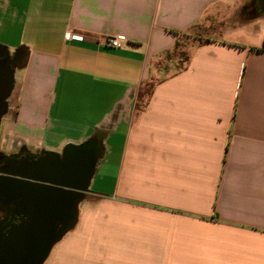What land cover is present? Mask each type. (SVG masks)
Instances as JSON below:
<instances>
[{
	"label": "crops",
	"instance_id": "obj_1",
	"mask_svg": "<svg viewBox=\"0 0 264 264\" xmlns=\"http://www.w3.org/2000/svg\"><path fill=\"white\" fill-rule=\"evenodd\" d=\"M238 1L0 0V156L89 170L41 264H264V10Z\"/></svg>",
	"mask_w": 264,
	"mask_h": 264
},
{
	"label": "water",
	"instance_id": "obj_2",
	"mask_svg": "<svg viewBox=\"0 0 264 264\" xmlns=\"http://www.w3.org/2000/svg\"><path fill=\"white\" fill-rule=\"evenodd\" d=\"M264 10V0H259ZM89 178L86 159L79 152L65 151L62 158L44 155L38 161L23 167L22 171L14 172L11 179L1 184L2 189L9 196L21 197L27 200L29 209L34 206L46 207L58 201L64 223L58 233L60 236L72 221L76 205L80 200ZM31 210V209H30ZM28 241L26 257L7 256L0 260V264H41L48 253L52 242L40 255H35L38 248L36 238Z\"/></svg>",
	"mask_w": 264,
	"mask_h": 264
},
{
	"label": "flooded vegetation",
	"instance_id": "obj_3",
	"mask_svg": "<svg viewBox=\"0 0 264 264\" xmlns=\"http://www.w3.org/2000/svg\"><path fill=\"white\" fill-rule=\"evenodd\" d=\"M261 9L260 1H250L241 10L256 14ZM262 10V9H261ZM31 162L25 157L0 156V260L7 256L26 257L28 241L36 238L38 250L35 255H40L52 242L62 229L64 219L58 201L54 206L45 208L34 206L29 209L27 200L19 196H9L2 189L1 184L11 179L14 172L22 171L23 167Z\"/></svg>",
	"mask_w": 264,
	"mask_h": 264
},
{
	"label": "built area",
	"instance_id": "obj_4",
	"mask_svg": "<svg viewBox=\"0 0 264 264\" xmlns=\"http://www.w3.org/2000/svg\"><path fill=\"white\" fill-rule=\"evenodd\" d=\"M65 38L81 40L82 36L77 35V34H72L71 32H66ZM124 41H125V38H123L122 36L112 35L104 39V45L108 48L117 49L121 47Z\"/></svg>",
	"mask_w": 264,
	"mask_h": 264
},
{
	"label": "rangeland",
	"instance_id": "obj_5",
	"mask_svg": "<svg viewBox=\"0 0 264 264\" xmlns=\"http://www.w3.org/2000/svg\"><path fill=\"white\" fill-rule=\"evenodd\" d=\"M239 3L241 2V0H239L238 1ZM247 5V1H245V2H243V3H241L240 4V9H242L243 7H245ZM234 6H236V5H233V6H229V7H227L226 9H233L234 8ZM231 7V8H230ZM219 34V33H218ZM218 34L216 33L215 35H217L218 36Z\"/></svg>",
	"mask_w": 264,
	"mask_h": 264
},
{
	"label": "trees",
	"instance_id": "obj_6",
	"mask_svg": "<svg viewBox=\"0 0 264 264\" xmlns=\"http://www.w3.org/2000/svg\"><path fill=\"white\" fill-rule=\"evenodd\" d=\"M251 1H257V0H251ZM258 9L260 10V11H262L260 8H259V6H258ZM181 55H182V53L181 52H179Z\"/></svg>",
	"mask_w": 264,
	"mask_h": 264
}]
</instances>
